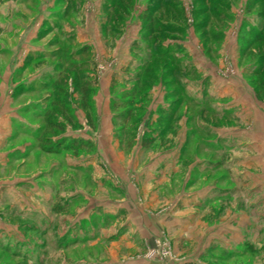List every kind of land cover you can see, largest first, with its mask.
<instances>
[{
  "label": "rangeland",
  "instance_id": "374dc122",
  "mask_svg": "<svg viewBox=\"0 0 264 264\" xmlns=\"http://www.w3.org/2000/svg\"><path fill=\"white\" fill-rule=\"evenodd\" d=\"M104 2L0 0V264H264L259 187L244 176L245 170L255 175L260 168L237 166L232 175L225 145L213 142L214 127L247 125L219 113L216 104L201 103V96L187 94L175 78L200 76L197 66L180 58L185 36L193 38L194 30L199 38L206 28L210 32L200 40L206 55L223 64L220 74H233L238 66L251 87L246 86V97L264 98V86L262 94L258 89L264 69L255 75L261 66L251 57L256 48H246L264 31V0H154L153 9L150 0H134L130 17L114 22L122 29L118 35L110 31L104 14L111 10H103ZM147 16L160 29L173 24L168 28L173 35L146 30L134 35V26ZM201 21L206 24L196 27ZM219 30L223 35L214 38ZM181 38V47L172 48L177 59L166 70L167 53L152 57L156 45ZM136 41L146 53L142 63L149 62L143 76L168 69L172 76L158 79L155 89L143 85L126 105L120 97L139 71V62L127 68L134 64ZM84 45L91 46L92 62L83 68L87 56L74 53ZM189 48L198 64L204 55ZM73 61L82 65L81 73L70 71ZM86 75L97 88L91 114L76 86ZM171 79L178 85L169 84ZM162 102L170 107L163 109ZM150 105L158 108L161 120ZM128 107L134 117L122 116ZM5 130H12L9 140ZM182 138L186 149L180 151ZM74 140L88 145L67 148ZM144 140L152 141L151 147L144 148ZM178 154L177 165L152 169V158ZM218 189L225 197L214 201L212 191ZM194 190L209 192L206 204L182 208L180 194ZM242 214L249 226L236 231L252 242L246 247L236 246L243 236L230 235L227 226L235 216L242 221Z\"/></svg>",
  "mask_w": 264,
  "mask_h": 264
},
{
  "label": "crops",
  "instance_id": "0c3cea01",
  "mask_svg": "<svg viewBox=\"0 0 264 264\" xmlns=\"http://www.w3.org/2000/svg\"><path fill=\"white\" fill-rule=\"evenodd\" d=\"M139 25L134 26L133 34L138 35L140 34V31L142 30V24L141 22H137ZM126 34V32H125ZM124 34V35H125ZM193 35L194 37L191 38L190 33H188L185 37L186 41L183 40V38L180 39L179 43L182 44L184 42V49L186 50V55H187V65H191L192 68H196L197 66V72L199 77L197 79H184V86L186 88V92L194 94V96L200 97L202 101L205 102H210L213 105H218V107L221 109H217L219 113L227 116V117H232L234 120L240 119L241 122L246 123L243 128L236 124L230 126L226 125L225 127L221 128H215L214 127V132L217 135V139L213 140L214 145H217L219 148L223 147L227 152H224L225 154L227 153V156L224 157L226 159V164L228 165V169L230 172H232V175L236 171V167L239 166L242 169H251L252 166L260 168L258 173H255V175H252V172H249V170H245L246 175L249 178H252L253 181L258 183V189H256V194L260 195V201L258 202V207L261 212H263L264 216V98L262 99H252V95H248L246 97V86L249 87L251 90V87L249 86V83L247 79L244 76V73L240 70H235L233 74H227L221 75L220 73H224L222 70L223 64L220 62L215 63L213 61V58H210V56H207L205 53V48L201 43L200 37L198 38V35L196 31L194 32L193 30ZM87 36V35H86ZM88 37V36H87ZM225 42L228 40V42L231 40V36L227 32H225ZM195 44V45H194ZM194 46L199 50H201L202 55H204L205 60L200 59L198 60L199 63L194 62V56L192 51L190 50L189 46ZM200 46V47H199ZM208 53V52H207ZM222 56V54H221ZM131 59L134 61V64H131L129 67L134 66L136 62H138V59H134V56L131 54ZM222 58V57H221ZM220 58V59H221ZM221 61V60H220ZM205 63V66L203 67V64ZM203 67V70H202ZM126 68V69H127ZM242 68V67H241ZM136 69V68H135ZM134 69V70H135ZM240 74L241 79L237 78V75ZM201 85V88H195L196 86L198 87ZM152 89H155L153 87ZM244 91V93H243ZM196 98V97H194ZM152 104V103H151ZM161 105H163V109H167L166 106L169 108L170 104L164 105L162 102ZM160 106V104L158 105ZM151 107V105H150ZM152 110L155 114L156 117H158V108H154L153 106L151 107ZM232 114V115H231ZM237 117V119H236ZM248 120V122H247ZM14 121V120H13ZM12 121V122H13ZM248 123V124H247ZM3 127L0 128V134L4 133ZM6 132V130H5ZM188 132L187 127L185 128V133ZM8 133V132H6ZM183 133V137L184 134ZM8 140L12 138V130L10 133H8ZM186 138V137H185ZM186 142V141H185ZM185 142L184 139L182 138L181 143L178 145L179 148H177V145L175 148L181 149L185 147ZM238 144V145H237ZM29 146V144H27ZM237 146H239V151L237 150ZM222 149V150H223ZM224 150V151H225ZM221 152L220 156L218 157V165H221V156H224L225 154ZM12 155L14 153H11ZM178 157L175 156H168L163 157V158H152L151 159V165L152 169H156L155 171H158L159 168L164 169L163 167L165 166L166 169L171 168L175 165H177L180 162V154H178ZM161 169V170H162ZM149 178H156V175L151 173L149 175ZM217 190H213V199L216 201L217 199H220L221 201L222 197H225L224 195L221 194L220 189H218V194L214 192ZM209 192H205L202 190H194V191H189L185 194H180L179 197V203L182 206V208L190 207V206H197V207H202L206 204V198H208ZM228 197H234V192L233 189L228 192ZM216 196V198H215ZM195 201V202H194ZM177 203V202H176ZM178 203V204H179ZM177 204V205H178ZM236 217V216H235ZM233 219V222H231V225L228 223L227 226L229 227L228 229L232 232H230V235H233V233L236 235V238L243 236L241 235V232H237L236 230L237 227L240 225L244 227H248V223L246 221L245 215H241L242 221L238 217ZM237 223V224H236ZM238 225V226H237ZM243 229L239 230L242 231ZM244 238V239H243ZM243 238L238 242L236 246H247L252 244V242L247 239L246 236H243ZM236 240V239H235ZM248 240V241H247ZM235 246V247H236Z\"/></svg>",
  "mask_w": 264,
  "mask_h": 264
},
{
  "label": "trees",
  "instance_id": "16d2710c",
  "mask_svg": "<svg viewBox=\"0 0 264 264\" xmlns=\"http://www.w3.org/2000/svg\"><path fill=\"white\" fill-rule=\"evenodd\" d=\"M73 1H75V0H73ZM109 1L110 0H105L104 5H103V10H105L107 12V9H109V10H111V13L110 14H106L105 13L104 15H106V17H109V22H107V23L109 25L110 31L118 35V34H121L122 29H120L115 23H117V24L122 23V22L124 23L125 17H130L131 10L129 9V6H130L129 2H132L134 0H112V2L110 4L108 3ZM152 1H154V0H150V7H149L150 9H153L156 6V5H151ZM216 8H218L219 12H223V10H220L219 7H216ZM200 10H202V9H200ZM67 12H68V10L64 13L66 17H68V13ZM215 13H216V11H215ZM113 17H116V19H114ZM206 20L208 21V20H210V18H207ZM156 23L157 22H154V20H152L151 17L147 16L145 21H144V23L142 24V31L146 30L147 32H151L153 35L160 34V33L161 34L164 33V34H168V35H173V33L168 30V28L174 27L173 24L168 25V27L164 26V28L160 29L159 27L155 26ZM202 24H206V23L204 21H201V22H199L197 24L196 27L199 28V27L202 26ZM243 28H245V26ZM205 29L206 28L202 29L203 31L201 32L200 37H205L206 35L208 36V34H209L208 32H210V30L207 31ZM46 30H48V29H44V31H46ZM222 35H223L222 30L221 31L219 30L216 33V35L214 34V38H217L218 36H222ZM145 39H146V36H145V34H143L142 37H141V40L144 41ZM171 41H173L174 43H169L168 45H165V43H162V45L157 44L156 47H158V48L156 49V52L153 54L155 56H152L154 59L155 58L156 59H160L161 57L158 56L157 52L158 53H167L165 59L168 60V63L164 65L165 69L169 68V66L173 62V59L174 60L177 59L175 57V53L176 52H174V54H173L172 48L174 46L181 47V44L178 43L180 40L179 41H175L173 39ZM139 42L138 41L134 42V45H133V47L131 49V52H132V55L134 56V59L135 58L138 59V62H139L138 66L136 67L139 70L138 73L136 74L137 78L134 81L132 80L133 78L129 80V82L133 81L132 82V88L128 89L127 94H125L122 97H120V100L123 103H126V105H128L131 101H133L135 99L136 95H139V89L143 85L145 87H149L150 89H152L156 85L155 83L158 81V79H160V78H168L169 76H172V74L170 73L171 72L170 69H168V71H166L167 69L164 70L163 73L160 74V75L159 74L157 75L155 72H152V73L150 72V73H148L147 76H145V75L143 76L142 75L148 69V67H149L148 63L149 62L142 63L143 62V58L146 56V53L144 52L143 49H141L138 46ZM247 43H248V45L246 47L247 49L251 50L253 47L256 48V52L252 53L251 57L255 58V63L256 64H261V66L259 67L258 71H256V74H255L256 76H258V75L261 76V72L264 69V31H262V32L260 31V33L257 34L253 39H249V41ZM159 47H161V48H159ZM79 48L80 49H78L77 52L74 53V56L75 57H76V55H85V56H87V61L85 63H83L84 64L83 68H84V66H87L86 65L87 62H88V64H90L92 62V60L90 59L91 55H92V49H91L90 45H84V46L79 47ZM246 52H248V51H246ZM186 57H187L186 53L185 52L182 53V56H181L180 59L182 60L183 63L187 60ZM39 59H42V58H38V60ZM29 62H30V60H29ZM81 68H82V65H78V63L73 61V63L71 64L70 71L81 73L84 70V69L81 70ZM151 69H153V68H151ZM146 77H147V80L149 79L148 81H144L146 79ZM175 78L180 80V83H182L181 85H182L183 90L186 91V88L184 86V81L183 80L186 79L187 77H185V75H183V73H180L179 77H175ZM66 80H68V79H65V81ZM73 80L77 81L76 75L75 76L73 75L72 81ZM91 82H92L91 78L88 75H86L85 78H82L79 83H76V86H80L81 104L87 110H89L90 114L92 113V107H93V95L97 91V88L95 86H93ZM172 82H174V84L178 85V83L175 82L174 79H171L169 81V84L172 83ZM263 86H264V81L258 88L259 91H260V94H262V87ZM113 100L115 102V99H113ZM116 101H117V99H116ZM199 101L201 103H206L205 101H202V100H199ZM55 104H57L58 106H62L63 105V101H58ZM141 110H142V108H138V111H141ZM123 112L124 113H122V116H124V117H126V116L134 117L133 116V114H134V108L133 107H128V109H126V111H123ZM158 118H160V120H161V115H160V117L158 116ZM159 123H161V122H159ZM49 125L51 126V123H48V126ZM46 127H47V125H46ZM58 127H59V130H63V128H64L60 124H59ZM152 130H153V128L150 129L151 132H152ZM148 133H150V132H148ZM143 143H144V145H143L144 148H149V147H151L152 141L149 142L150 144H146V142L144 140ZM84 144H87V143H85L83 141H79V140H74V141H71L68 144L67 148H69V149L70 148H75V147L81 148ZM55 150H57V149L49 147L47 151H49L50 153H56L57 151H55ZM244 247H246V246H244Z\"/></svg>",
  "mask_w": 264,
  "mask_h": 264
}]
</instances>
